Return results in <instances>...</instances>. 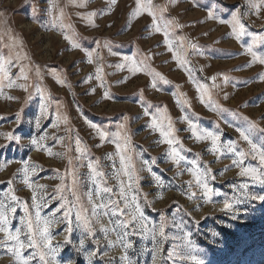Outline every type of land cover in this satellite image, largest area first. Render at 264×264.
<instances>
[{"label":"rangeland","instance_id":"374dc122","mask_svg":"<svg viewBox=\"0 0 264 264\" xmlns=\"http://www.w3.org/2000/svg\"><path fill=\"white\" fill-rule=\"evenodd\" d=\"M141 5L138 10L136 0H116L115 4L111 0H0V66L4 69L0 71V145H7L0 148V208L16 207L15 213H7L8 227L13 233L22 227L25 205L35 223L34 193L42 219H52L53 214L63 219L65 208L56 209L62 203L70 207L67 201L74 197L67 188L57 194V188L61 178L70 185L69 173L74 172L79 178L77 207L86 210L94 235L85 238L75 210L70 243H64L66 221L50 225L52 245H62L55 254L57 264L68 260L121 264L123 248L119 243L109 247L117 241L113 228L119 231L118 221L126 220L130 221L127 231L134 227L139 231L137 220L129 215L135 213L136 205L145 227L157 226L156 264H197V260L201 264H264V199L249 198L264 197V186L240 176V168L233 163L239 152L249 151L237 128L253 122L251 138L257 143L264 140V63L260 62L264 59V4L259 11L250 0H141ZM148 7L155 19L147 14ZM232 15H240L246 35L237 37L228 23H221ZM133 61L140 71H130ZM22 69L27 79L21 76ZM198 84L206 85L208 92H198ZM42 95L47 106L43 114ZM153 117L171 124L172 137L179 141L172 149L151 127ZM189 122L196 125L197 134L218 133L219 151L211 150L210 139L197 141ZM90 123L108 137L101 141ZM9 133L21 137L20 141H8ZM45 134L37 150L31 140L39 141ZM125 138V155L131 156L136 176L130 190L127 177L118 174L120 157L114 142L123 147ZM77 139L82 154L76 152ZM173 149L185 159L176 163L169 154ZM244 161L260 167L250 155ZM89 162L105 174L95 177V183ZM205 171L213 189L210 201L198 183ZM121 180L128 207L119 196ZM243 182H248L247 189L241 188ZM103 187L112 193L97 195ZM89 194L95 204L102 202L101 197L107 203L110 196L123 215L111 216V205L98 208L97 212L109 214L96 223ZM225 203L231 207L225 209ZM161 218L164 237L158 231ZM101 226L108 229L107 238ZM21 239L26 242V235ZM125 239L132 242L127 251L131 264H151L150 232L143 238L133 234ZM0 242V264H16L3 246L11 241L2 232ZM33 251L24 249L23 256ZM91 251L96 255L88 256ZM29 264H41L39 256Z\"/></svg>","mask_w":264,"mask_h":264},{"label":"snow or ice","instance_id":"6c2138e0","mask_svg":"<svg viewBox=\"0 0 264 264\" xmlns=\"http://www.w3.org/2000/svg\"><path fill=\"white\" fill-rule=\"evenodd\" d=\"M111 3L115 4L116 0H111ZM136 3H137V9L140 10L142 8L141 0H136ZM261 4H264V0H259V4L255 3L254 0H250L251 7L256 8L257 11H259V7ZM51 10L52 9L50 8L49 11H51ZM145 10L147 11V14L149 16H152L155 19V13L151 7H148ZM61 15H62V13H61ZM134 15H136V13H134ZM209 18H213L212 13L209 14ZM215 18L219 19V17H215ZM225 22L228 23L233 28V31L237 37H239L241 35H246L245 25L243 23H241L240 15H232V17L228 21L221 20V23H225ZM157 31H160L159 27H157ZM65 39H68L67 35L65 36ZM253 42H255V40H253ZM166 43H167V40H166ZM72 46L74 48L79 47V45H77L75 43H73ZM168 47H169V51H172L171 45H169ZM248 51L252 52L251 47H249ZM252 55L254 58H256L255 53H252ZM177 61L181 62L179 57H177ZM88 62L89 63L92 62L91 57H89ZM260 62L264 63V59L260 60ZM4 63L5 64L11 63V61L10 60H4ZM132 65L133 66L130 68V71H140L141 70L139 67L135 66L134 61L132 62ZM0 71H4L2 66H0ZM98 71H100V69H98ZM4 75L7 76L8 73L5 71ZM21 76L24 79H27V77L24 76L23 69L21 70ZM214 79H215V77H213V80ZM11 86H12V82L10 81L9 87H11ZM21 87H23V85H21ZM197 91L202 92V93H207L208 89H207L206 85L198 84ZM41 100H42V102L40 105V110H41V114H43L47 111V106L43 102L44 101L43 95L41 96ZM204 102L205 101H204V98L202 95L201 96V103H204ZM208 106L210 108L212 107V103L210 101V96H209ZM145 115H149V113L147 111H145ZM65 120H66V118H65ZM36 126H37V128H39V126H40L39 118H37V120H36ZM52 126L56 127L57 125L53 124ZM89 126L95 130V132L98 134L99 139L101 141H104L108 137L109 134L107 132L101 130V128L98 127L96 124L90 123ZM120 127L123 128V125H121ZM151 127L154 130L159 131L160 136L163 137V142L167 143L169 145L170 149H172V146L174 143H179V141L175 140L172 137V127H171L170 123L165 125L161 118L153 117L152 121H151ZM189 128L192 130V135H193V137H195V139L197 141H199L201 139H210L211 145H212L211 150L213 152L219 151V147H218L217 142L219 141L220 136L218 133H214L212 131L204 130L201 134H197L196 125L192 122H189ZM253 128H255V124L253 122H249V125L247 128H237V131L239 132L240 137L248 143L249 151L247 153L242 152V151L239 152L237 154L238 158L234 159L233 163L236 167L240 168V172H239L240 176L248 177L251 182H253V183L258 182L261 186H264V140H261L258 143L253 141V139L251 138V130ZM116 135L119 136V133H117ZM46 138H47V135L45 134L44 136H41L39 138V141L37 139H32L31 143L33 145H36L37 150H39V148L42 146L40 144V141H43ZM6 139L8 141L15 140V141L19 142L21 137L14 136L12 133H9L6 136ZM114 142L116 143L117 155H119V157H120V166L121 167L118 171V174L122 173L123 176L127 177V187L130 190L132 188V184H133L134 180L136 179V176H135V169L131 163V160H132L131 156L125 155V151H126V147H127V139L125 138V145L123 147L121 146V144L119 142H116V141H114ZM76 144H77L76 152L78 154H82L83 149H81L79 147L80 141L78 139L76 141ZM6 147H7V145H0V148H6ZM232 150L235 151V149H232ZM49 154L51 155L50 150H49ZM169 154L173 157V159L175 160L176 163H179L180 160L185 159L183 156H181L174 149L171 150ZM246 155H250L254 159H258L260 167L258 168L255 166L245 165L244 157ZM77 158H80V156H78ZM108 158L111 159L112 158L111 155H109ZM69 164H71V160L69 161ZM0 167H2V166H0ZM87 167L90 170V172L92 173L94 183H95V177H98V176L102 177L105 175L103 172L97 171L92 162H89L87 164ZM113 167H115V164H113ZM32 171H35V169L33 168ZM208 171H210V170H208ZM208 171L200 173V175L198 177V183L204 189V197L206 198L207 201H210L211 200L210 194L213 192V189L210 188L207 184ZM24 172H25V176L27 177L28 166H27L26 162H25ZM69 175H71V177H72L71 184L65 185L63 183V178H61L62 184H61V186H58V188H57V194L61 193L62 191H64L65 188H67L68 192H70L72 197H74L73 201H67V197H64V196L61 197L62 200H66L71 205L70 207L66 208L65 204L62 203L59 206V208L56 209V211L59 212L61 208H65V211L63 212V219L56 218L54 214H53L52 219H42L41 213H40V204L37 203L36 195L34 193L33 194V206L36 209L35 217H34L35 223L33 222L32 218H29L28 207L25 205V207L23 209L25 215L20 220L22 227L16 228L15 232L13 233L10 231V229L8 227L9 220H8L7 213L8 212L15 213L16 207H2V208H0V232H2L4 234L6 241H11V244H4L3 246L7 247L8 251L11 253L12 257L15 259L16 264H29V261L36 258L37 256H39V260H40L41 264H57V261L55 259V254L60 251L62 245H60V244H57L55 246L52 245L53 236L49 232V226L52 224H56V223H64L66 221L67 227L63 231L65 233H67V235L64 236V243L65 244L70 243L69 237H70V234L73 230L71 217H72L74 210H75V220L78 222V224L82 227V229L86 233L85 238H87L88 236L94 235L93 225L90 222L87 215L84 214L86 210L81 208V207H77V204L80 201V197L77 195L75 188L79 184V178L75 175L74 172L69 173ZM23 182L25 184H27L30 189L33 187V185L28 181L27 178H25V180ZM248 186H249L248 182H243L241 184V188H244V189H247ZM40 187H44V186H40ZM101 192L110 194V193H112V189L108 188V187H103L102 189L98 190L97 195H100ZM119 196L125 201V207H128L129 202L127 199V193L125 191V182L123 180L120 181ZM249 198L250 199H264V197H253V196H250ZM12 199L16 200V197L13 196ZM41 200H43V195L41 196ZM101 200H102V202L100 204H95L92 202L91 194H89L88 203L92 205V217H95L96 223H98V224L100 223V219H101L102 215H108L109 214L108 211L103 212V213L97 212L98 208L99 209H109V205H111V208L109 209L111 216H117L118 214L123 215V213L119 209L118 202L112 201L110 196L108 198L107 203L103 202V197H101ZM132 201L135 202V196H133ZM230 207H231V205L229 203L224 204L225 209H228ZM135 213H140L139 217H137L135 215ZM135 213H129V215H132L133 220H137V223L140 225L139 231L137 230V228L134 227L132 229V231L129 232V231H127V229L129 227L130 221H126V220L118 221V226H119L120 230L118 231L115 226L113 228V231H115L116 235H117V241L110 242L109 247L114 246L115 243H119V245L123 248V250L125 252V255L121 258V264H131L130 258L127 256V251L129 248L132 247V242L130 240L125 239V237H127L129 235H133V234H139L143 238L146 234H148L150 232L151 238L153 240V255H152L151 264H156L157 254L159 251L157 248V245L160 243V241H156L157 226L153 225L151 229H148L145 227V225L143 224V213L140 212L139 205H136ZM113 223L115 225L117 222H113ZM41 224L43 225L42 228H41ZM100 231L104 234V237L107 238L108 229L101 226ZM158 231H159V235L161 237H164L165 229H164L163 218H161V221L158 225ZM22 234L26 235V237H27L26 242H25V240L21 239ZM0 243H3V242H0ZM97 243H99V241H97ZM83 247H84V239L82 238L80 240V247L78 250L82 251ZM27 248H31L34 251L27 258H25L23 256V250L27 249ZM87 254H88V256L91 257V256H95L96 252L91 251V252H88ZM49 257H51V260L48 259ZM192 259L196 260V257L192 256ZM66 264H73V262L71 260H68V261H66ZM197 264H201V261L197 260Z\"/></svg>","mask_w":264,"mask_h":264}]
</instances>
